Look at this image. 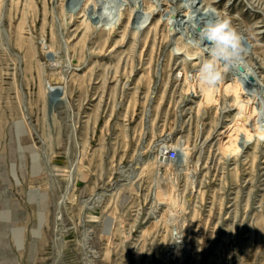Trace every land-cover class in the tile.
I'll list each match as a JSON object with an SVG mask.
<instances>
[{"label":"rangeland","instance_id":"rangeland-1","mask_svg":"<svg viewBox=\"0 0 264 264\" xmlns=\"http://www.w3.org/2000/svg\"><path fill=\"white\" fill-rule=\"evenodd\" d=\"M79 1L0 0V264H264V137L236 139L264 132V0H201L248 48L255 86L242 77L236 98L237 75L201 90L207 56L174 54L164 9L184 1ZM94 1L110 16L92 24ZM136 5L160 12L129 23ZM166 148L178 158L160 161Z\"/></svg>","mask_w":264,"mask_h":264},{"label":"bare ground","instance_id":"bare-ground-1","mask_svg":"<svg viewBox=\"0 0 264 264\" xmlns=\"http://www.w3.org/2000/svg\"><path fill=\"white\" fill-rule=\"evenodd\" d=\"M79 1V0H78ZM93 1V0H92ZM105 1V0H104ZM119 1V0H118ZM122 1V0H121ZM142 1V0H141ZM148 1H150V0H148ZM153 1V0H152ZM167 1V0H166ZM182 1H184V4H187L189 7H191V8H189L187 11H186V9H185V12L183 11V12H181V10H179V9H176V8H174L175 6L174 5H172L171 3H174V2H169V3H167V6H166V9H164V10H166L165 12H166V14L169 16L167 19H168V21H166V23H168L169 24V28H170V31H171V33H172V38H173V40H175L176 39V42H175V51H174V54L176 55V56H178V57H180V58H182L183 56L185 57L186 56V54L187 53H189L190 54V56H188L187 58L189 59V60H197V59H199V58H201V57H205L206 58V53H205V48L207 47V44L206 43H204V44H202V45H200V46H192V48H190L189 46V48L188 47H186V48H184L183 46H181L180 44H183V45H186L187 46V44H188V42H190L189 41V38H196V43L200 40V35H201V31L203 30L202 28L204 27V26H206V24H205V22H206V19H212V20H214V21H216L218 18H220V14L217 16V14L214 12V11H211V10H206V9H204V7L202 6V7H200V4H201V0H182ZM181 1V2H182ZM71 2V1H70ZM95 2V1H94ZM99 2H101V1H99ZM117 2V1H116ZM151 2V1H150ZM157 2V1H156ZM160 2V1H159ZM164 2H165V0H164ZM163 2V3H164ZM88 3H90V0H80L79 2H78V6H79V8L80 9H78V10H81V11H86V12H88V7L86 8V5L88 4ZM145 4H146V2H144ZM161 3V2H160ZM149 6H150V4L149 3H147ZM154 4V3H153ZM152 4V5H153ZM176 4V3H175ZM181 4V3H180ZM121 5H123V2H122V4ZM139 5H140V3H139ZM151 5V6H152ZM156 5V4H155ZM186 5V6H187ZM77 6V7H78ZM94 8H93V10H94V12L93 13H90L89 14V17L87 16V19H89V22H91L92 23V20H93V22H97V21H99V20H102V19H106L107 17H109L110 16V14H101L99 11H102L101 10V8L99 7V5H98V3H94ZM106 6V5H105ZM147 6V5H146ZM174 6V7H173ZM70 7H72V6H70ZM108 7V6H107ZM114 7V6H113ZM125 7V6H124ZM127 7V6H126ZM130 7V6H129ZM135 7V6H134ZM156 7V6H155ZM158 7V6H157ZM156 7V8H157ZM179 7V6H178ZM75 8V7H74ZM73 8V9H74ZM104 8V7H103ZM106 8V7H105ZM159 8V7H158ZM180 8V7H179ZM182 9H183V6L181 7ZM69 9V8H68ZM112 9V8H111ZM111 9H109V10H111ZM127 9V8H126ZM149 9V8H148ZM148 9H145L144 7L142 8V7H139L138 5H136V8L135 9H130V10H127V12L125 11L124 12V14H126L127 16H129V18H127V19H130L132 22H129V23H135V22H139L141 19L143 20V23L146 21V19L147 18H149L150 17V15L152 14V11H151V9L150 10H148ZM219 9V8H218ZM78 10H77V13H78ZM105 10V9H104ZM107 10V9H106ZM113 10V9H112ZM121 10V9H120ZM158 10V9H157ZM174 10V11H173ZM71 12V11H70ZM85 12V13H86ZM111 11H109L108 13H110ZM158 12H160V11H158ZM158 12H154L153 13V16L152 17H155V15L156 14H158ZM82 13V12H81ZM114 13V12H113ZM112 13V14H113ZM116 13V12H115ZM164 13V12H163ZM76 14V13H75ZM79 14H80V12H79ZM83 14V13H82ZM85 15V14H84ZM104 15H106V16H104ZM73 16H75V15H73ZM118 16V15H117ZM85 17H86V15H85ZM123 17V16H122ZM71 18V17H70ZM77 18V17H76ZM112 18V17H111ZM153 18H151V20H152ZM81 20V19H80ZM120 20V19H119ZM104 21V20H103ZM118 21V20H117ZM127 21V20H126ZM76 22V21H75ZM86 22V21H85ZM165 22V21H164ZM116 23V22H115ZM118 23V22H117ZM152 23V21L149 23V24H151ZM234 23V22H233ZM93 24V23H92ZM81 25V24H80ZM238 25V24H237ZM145 26H148V24L147 25H142L141 27H136V28H138V29H143ZM102 27V26H101ZM158 27V26H157ZM79 28V27H78ZM111 28V27H110ZM135 28V27H134ZM146 28V27H145ZM167 28H168V26H167ZM96 29V28H95ZM122 29V28H121ZM112 30V29H111ZM155 30V29H154ZM136 31V30H135ZM149 31V30H148ZM126 32V31H125ZM143 32V31H142ZM151 32V31H150ZM155 32V31H154ZM118 33V32H117ZM150 34V33H149ZM155 34V33H154ZM179 34H181V36L178 38L177 36H179ZM53 35V34H52ZM69 35V34H68ZM122 36H123V34H122ZM121 36V37H122ZM127 36V35H126ZM168 36V35H167ZM186 36H188L187 38H186ZM190 36V37H189ZM245 36V35H244ZM71 39V38H70ZM153 40H154V38H152ZM55 40H57V37H56V39ZM68 40V39H67ZM77 40V39H76ZM79 40V39H78ZM100 40V39H99ZM126 40V39H125ZM124 40V41H125ZM172 40V39H171ZM195 40V39H194ZM123 41V42H124ZM137 41V40H136ZM140 41V40H139ZM110 42V41H109ZM113 42V41H112ZM118 42V41H117ZM79 43V42H78ZM105 43V42H104ZM103 43V46H105V44ZM121 43H122V41H121ZM120 43V44H121ZM116 44H118V43H116ZM115 44V45H116ZM138 44V43H137ZM191 45H192V43H190ZM115 45H113V47L115 46ZM190 45V46H191ZM253 46V45H252ZM51 47V46H50ZM158 47V46H157ZM63 48V47H62ZM66 48H67V46H66ZM114 48H116V47H114ZM130 48V47H129ZM53 49V48H52ZM80 49V48H79ZM98 49V48H97ZM122 49V48H121ZM244 49H245V51H244V54H243V56L242 57H244L245 55H246V59L248 58V57H250V54L248 53V48H246V47H244ZM68 50V49H67ZM76 50V49H75ZM81 50V49H80ZM104 50V49H103ZM113 49L111 48V51H112ZM117 50V49H116ZM192 50H194V52H196L197 53V56H193V55H191L192 53H191V51ZM50 51H52V50H50ZM99 51V50H98ZM152 51V50H151ZM257 52V51H256ZM107 53V52H106ZM171 53V52H170ZM55 55V54H54ZM141 55V54H140ZM53 56V55H52ZM144 56V55H143ZM151 56H152V54H151ZM121 57V56H120ZM50 58V57H49ZM179 58V59H180ZM70 59V58H69ZM77 59H78V61H79V58L77 57ZM126 59V58H125ZM133 59V58H132ZM131 59V60H132ZM112 60V59H111ZM126 61V60H125ZM166 61V60H165ZM203 60H201L200 62H202ZM131 62V61H130ZM252 62V61H251ZM170 63V62H169ZM178 63V62H177ZM197 63V62H196ZM196 65V64H195ZM222 70H224V71H226L228 74H230V75H233V74H235V75H237V77L238 78H236V79H239V81H235V83H233V82H229V84H228V86L226 87V90H228L229 91V94H231L232 93V95H234V97L236 98V97H238V96H240V92L241 93H243V94H246V92H245V90H242L243 88L241 87L242 85H241V78L242 77H244V78H246L247 76L249 77H247L246 79H247V81H248V83H250V84H253L254 86H255V83H254V81H253V77L251 76H249V75H251L250 73H246V74H244V76H242V73L240 72L241 71V66H240V64H238V63H235L234 65H231V66H229V67H227V68H223ZM158 71V70H157ZM198 71V70H197ZM235 71V73H233ZM185 72H187V71H185ZM196 74H197V72H196ZM195 74V75H196ZM185 77H188L189 76V74L188 73H184L183 74ZM259 78V77H258ZM250 81V82H249ZM241 85V86H240ZM200 88H201V90H202V87H201V84H200V86H199ZM256 90V89H255ZM54 91H55V93H57V95H56V97L53 99V102H55V103H57V102H59L62 98H63V96H62V94H63V90L61 89V86H59V85H55L54 86ZM261 93V92H260ZM203 94H207L208 96L210 95V91L208 92V91H204L203 92ZM248 94H250V93H248ZM248 94H247V96H248ZM255 96V95H254ZM211 97L213 98V96H210V97H207V99H206V101L208 102L210 99H211ZM255 98V97H254ZM247 98H244V99H242L241 101L240 100H238L237 102H239L240 101V103L237 105V107L236 108H240L239 109V111H238V114H240V116L242 117V122H241V124L242 125H251L252 127L250 128V130L251 129H257V127H256V124H255V122H253V120H252V117H251V114H250V109L251 108H253V111L255 112V114H256V111L257 110H255V104L253 105V103H254V101H253V103L251 104L250 103V101L249 100H246ZM256 102V101H255ZM207 106V105H206ZM194 110V109H193ZM259 110H261V109H259ZM208 111V110H207ZM245 113H249V115H248V117L246 118L245 117ZM210 114V113H209ZM254 119L256 118V117H253ZM239 121V120H238ZM236 124H239V123H236ZM244 128V127H243ZM249 128V127H248ZM225 129V128H224ZM239 128L237 127V126H230V127H228V129L227 130H223V131H220V132H218L219 133V141L220 142H222L223 143V145L224 144H226V143H230V142H235L236 143V139H238V145L243 149L244 147H246L250 142H251V140H252V138H253V136H259V137H264V132L263 133H261V131H259V129H258V131H255V133H249V129H247V128H244L246 131H239L238 132V134L236 135L237 137L239 136V138H234L233 137V134H235V132L238 130ZM263 129V128H262ZM261 130V129H260ZM226 139V140H225ZM236 140V141H235ZM257 140V139H256ZM260 140V139H259ZM184 141V140H183ZM255 142V141H254ZM232 144V143H231ZM235 146H236V144H235ZM257 146V145H256ZM186 147H188L187 145H186ZM232 147V146H231ZM162 148V147H161ZM170 148V147H169ZM168 148V149H169ZM239 149V148H238ZM184 150V149H183ZM241 150V149H240ZM166 151H167V148L166 149H164L163 151H161L162 153H160V155H158V158H159V160L160 161H165L166 160V158H165V153H166ZM243 151H244V149H243ZM235 153H236V151H234ZM240 153V152H239ZM242 158V157H241ZM184 161V160H183ZM164 165V164H163ZM169 186V184H167V185H164V186H162V187H160V188H162L161 190H163L164 191V194H165V196L167 195L168 196V198H169V194H170V187H168ZM171 196V195H170ZM162 199V198H161ZM167 199V198H166ZM163 200V199H162Z\"/></svg>","mask_w":264,"mask_h":264},{"label":"clouds","instance_id":"clouds-1","mask_svg":"<svg viewBox=\"0 0 264 264\" xmlns=\"http://www.w3.org/2000/svg\"><path fill=\"white\" fill-rule=\"evenodd\" d=\"M206 43L207 58L202 61L195 79L201 87H213L222 79V68L234 65L244 54L243 36L227 16L206 25L194 46ZM180 238H174L179 241Z\"/></svg>","mask_w":264,"mask_h":264},{"label":"built area","instance_id":"built-area-1","mask_svg":"<svg viewBox=\"0 0 264 264\" xmlns=\"http://www.w3.org/2000/svg\"><path fill=\"white\" fill-rule=\"evenodd\" d=\"M165 154H166V155H165L166 158H167L169 161H174V160H176V159L178 158V156H177V152H176V150H174V149L166 151Z\"/></svg>","mask_w":264,"mask_h":264}]
</instances>
